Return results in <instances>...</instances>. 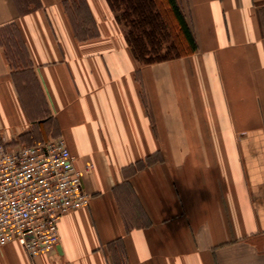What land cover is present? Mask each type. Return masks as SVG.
<instances>
[{"label": "crops", "instance_id": "obj_1", "mask_svg": "<svg viewBox=\"0 0 264 264\" xmlns=\"http://www.w3.org/2000/svg\"><path fill=\"white\" fill-rule=\"evenodd\" d=\"M194 51L137 59L108 0H0V146L61 136L88 204L0 264H264V0H176Z\"/></svg>", "mask_w": 264, "mask_h": 264}, {"label": "built area", "instance_id": "obj_2", "mask_svg": "<svg viewBox=\"0 0 264 264\" xmlns=\"http://www.w3.org/2000/svg\"><path fill=\"white\" fill-rule=\"evenodd\" d=\"M91 169L75 165L61 136L0 146V246L15 241L30 257L52 249L60 216L88 204L82 176Z\"/></svg>", "mask_w": 264, "mask_h": 264}, {"label": "trees", "instance_id": "obj_3", "mask_svg": "<svg viewBox=\"0 0 264 264\" xmlns=\"http://www.w3.org/2000/svg\"><path fill=\"white\" fill-rule=\"evenodd\" d=\"M108 3L117 19L125 24L127 42L140 61L182 56L195 50L194 38L176 0H108ZM156 37L172 38L167 54L147 52V46L153 45Z\"/></svg>", "mask_w": 264, "mask_h": 264}, {"label": "rangeland", "instance_id": "obj_4", "mask_svg": "<svg viewBox=\"0 0 264 264\" xmlns=\"http://www.w3.org/2000/svg\"><path fill=\"white\" fill-rule=\"evenodd\" d=\"M153 42H154L153 45L147 46L148 48L147 52L151 55L152 51L154 50L159 56H163L168 53L169 48L171 47L170 45L173 42V40L171 37H167L163 39L160 37H156V39H154Z\"/></svg>", "mask_w": 264, "mask_h": 264}]
</instances>
